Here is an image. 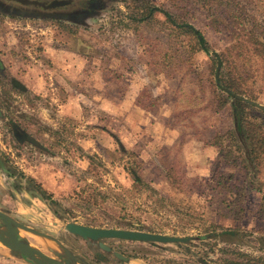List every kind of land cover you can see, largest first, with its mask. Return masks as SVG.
I'll use <instances>...</instances> for the list:
<instances>
[{
  "label": "rangeland",
  "instance_id": "1",
  "mask_svg": "<svg viewBox=\"0 0 264 264\" xmlns=\"http://www.w3.org/2000/svg\"><path fill=\"white\" fill-rule=\"evenodd\" d=\"M66 1L70 7L38 10L36 15L0 12V53L19 58H4L7 76L19 86L0 88V154L51 200L50 205L23 192L8 203L0 193V203L9 207L21 237L71 264H234L244 261L240 253L264 257V215L257 212L262 193L250 192L243 219L235 222L220 214L225 210L209 174L218 163L208 160L207 149L216 143L215 131L232 127L233 120L228 106L215 111L209 102L208 56L198 52L187 61L179 41L169 47L161 14L153 26L134 30L117 15L123 0ZM226 16V10L214 16L198 11L193 21L220 54L229 53L235 35L234 29L223 26ZM258 19L264 24V16ZM26 73L34 78L32 85ZM255 87L264 105V79L256 78ZM12 123L27 140L13 136ZM122 148L140 156L142 178L168 197L166 207L132 183L117 159ZM88 156L107 169L102 174L104 189L113 187L111 192L127 201V211L110 201L85 211L74 197ZM172 159L187 171L181 193L170 188L162 170ZM220 169L234 173L230 183L240 186L237 170L230 165ZM186 209L201 215L204 226L188 224L181 215ZM87 218L95 220L90 226L122 229H134L125 224L138 219L146 227H160L158 233L187 240L152 244L105 239L113 251L129 258L120 261L68 234L66 223L85 224ZM209 221L227 228L202 238ZM0 264L34 263L0 242Z\"/></svg>",
  "mask_w": 264,
  "mask_h": 264
},
{
  "label": "trees",
  "instance_id": "2",
  "mask_svg": "<svg viewBox=\"0 0 264 264\" xmlns=\"http://www.w3.org/2000/svg\"><path fill=\"white\" fill-rule=\"evenodd\" d=\"M165 1L157 3L155 0H123L122 7L117 9V15L125 26L137 30L140 26H153L158 22L156 15L161 14L167 30L169 47L179 41L187 61L192 60L198 52L208 56L210 65L207 79L211 94L209 102L215 111L228 106L233 120L232 127L222 133L215 131L212 135V139L216 141L215 161L218 168L212 170L210 167L209 174L218 188L219 205L225 210L220 214L232 217L235 222L243 219L249 194L255 190L262 193L257 212L264 215V180L261 179V175L264 174V105L258 102L255 87L256 78L264 79V24L258 19L259 16H264V0ZM197 6L199 8H196ZM223 10L227 11L228 19L223 17L224 28L235 31L231 49L227 54L214 51L201 30L193 24L198 11L214 16ZM60 26L64 29L70 28L63 23H60ZM74 30L72 33H75ZM11 131L15 136L12 129ZM31 142L36 141L31 139ZM87 158L88 164L80 170L77 178V181H80L79 188L73 189L74 197L85 211H91L106 201L121 206L122 212L127 211V201H124L120 194L112 193L113 187H109L108 191L104 189L102 174L107 171L104 165L96 162L93 156ZM117 159L136 187H144L154 203L166 207L168 197L152 189L142 178L140 174L142 159L135 151L122 148ZM175 161L177 159H172L162 167V170L170 188L176 193H181L188 183V176L186 169ZM229 165L240 173L239 187L230 183L234 173L220 169ZM37 186L41 193L45 194L44 189L39 184ZM236 188L238 191H235ZM181 215L192 226L197 223L204 226L203 217L194 210L186 209ZM92 222L95 220L87 218L85 224L92 225ZM125 225L148 232L163 231L157 226L146 227L138 219L129 220ZM225 228L227 227L209 221L208 226L203 228L207 235L202 238L210 237L216 230ZM239 256L244 258V261L235 260L232 263L264 264V257L261 256L253 257L244 253H240Z\"/></svg>",
  "mask_w": 264,
  "mask_h": 264
},
{
  "label": "flooded vegetation",
  "instance_id": "3",
  "mask_svg": "<svg viewBox=\"0 0 264 264\" xmlns=\"http://www.w3.org/2000/svg\"><path fill=\"white\" fill-rule=\"evenodd\" d=\"M61 1H63V0H61ZM52 2H55V0H50L47 2H43V1H39V0H0V12L2 11L4 13H14V14L30 13V14L36 15L39 13L38 10H43V11L45 10L46 11V9H50V8L51 9H62V8H68L71 5L69 3V1H66L64 3H60L57 6L49 7L48 5ZM30 8H33V9L31 10ZM9 55H10V53H9ZM4 58H5V55L0 53V88H4L6 86L18 87L19 84L17 83L16 79L7 76V69H6V65L4 63L5 62ZM0 115H1V110H0ZM11 129L13 130L16 138H21L23 140L28 139V136L26 135V133H24V131L22 129H20V127H18L17 125L11 124ZM0 160L3 164V166L0 165V174L3 176V183L0 182V185L7 189L6 191L2 192L3 189L0 186V193H3V195H2L3 197L5 196L4 200L6 202L9 201V198L12 195L25 192V193H30L32 195L36 194L41 199L48 200L50 205H51L50 198L48 196H46L45 194H42L41 190L38 188V186L35 185L30 179L25 177L22 173H19V172L17 173L16 170L7 162L6 158L3 157L1 154H0ZM0 202H3V198H0ZM0 212L7 215L8 218H10V220L13 221V217L11 216V213L9 211V207L0 203ZM74 223H76V222H74ZM0 224H3L1 217H0ZM84 225H87V224H84ZM88 226H90V225H88ZM67 232L69 235L76 237L77 239L81 240L82 242H85L87 244L92 243V244L96 245L102 252L110 253L114 257L119 259L120 261H127L129 259L128 257L121 258V257H118L117 255H115V253H118V252L113 251L111 246L107 245L104 242L105 239H116V238H99L98 240H91V239H84V238H82L76 234H73L69 231H67ZM18 237L20 240L24 239L23 237H21L19 231H18ZM120 240H123V239H120ZM126 241H130V240H126ZM100 242L107 245L110 248V250L103 249L99 245ZM60 243L64 248L69 250L75 256V258L80 259V257L78 255H76V253H74L71 249H69V247L66 244H64L62 241ZM146 243H154V242H146ZM182 243H184V242H182ZM24 258H26V257H24ZM80 260H82V259H80ZM62 264H71V263L68 262L67 260L63 259Z\"/></svg>",
  "mask_w": 264,
  "mask_h": 264
},
{
  "label": "water",
  "instance_id": "4",
  "mask_svg": "<svg viewBox=\"0 0 264 264\" xmlns=\"http://www.w3.org/2000/svg\"><path fill=\"white\" fill-rule=\"evenodd\" d=\"M64 2H66V0H55V2L50 3L48 6L54 7ZM0 165L3 166L1 160ZM0 217L3 221V224L0 226V242L4 246L9 248L10 250L20 253L22 256L31 260L34 264H62V262L44 253L36 246L30 244V242L25 241L24 239L20 240L18 237V226L13 221H11L7 215L2 212H0ZM65 229L84 239L91 240H98L99 238H116L139 242L173 244L185 242L187 240V238L185 237H177L163 233L122 228H102L74 222L66 223ZM99 245L105 250H110V248L104 243L100 242ZM115 255L121 258H126L118 253H115Z\"/></svg>",
  "mask_w": 264,
  "mask_h": 264
},
{
  "label": "crops",
  "instance_id": "5",
  "mask_svg": "<svg viewBox=\"0 0 264 264\" xmlns=\"http://www.w3.org/2000/svg\"><path fill=\"white\" fill-rule=\"evenodd\" d=\"M9 53H10V55H9ZM6 57H8L10 60L11 59H15V60H17V59H19L18 58V56H16L15 54H13L12 52H8L6 55H5ZM31 74L30 73H26L25 74V77L26 78H28L29 79V82L31 83V85H32V82H33V80H34V78H33V80H32V78H31ZM34 83V82H33ZM196 142L198 143L199 142V140L197 141L196 140ZM203 149V148H202ZM209 149H210V151H209ZM209 149H207V152L211 155V159H208L209 161H211V160H213V158H215L216 157V147H214V146H210V148ZM205 152H206V150H205ZM208 154V155H209Z\"/></svg>",
  "mask_w": 264,
  "mask_h": 264
}]
</instances>
